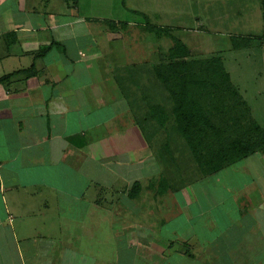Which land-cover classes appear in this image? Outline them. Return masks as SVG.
Returning <instances> with one entry per match:
<instances>
[{"label":"crops","instance_id":"0c3cea01","mask_svg":"<svg viewBox=\"0 0 264 264\" xmlns=\"http://www.w3.org/2000/svg\"><path fill=\"white\" fill-rule=\"evenodd\" d=\"M121 4L0 0V264H264V152L160 192L172 171L144 153L166 139L149 108L172 107L154 67L174 43L148 25L181 28Z\"/></svg>","mask_w":264,"mask_h":264},{"label":"trees","instance_id":"16d2710c","mask_svg":"<svg viewBox=\"0 0 264 264\" xmlns=\"http://www.w3.org/2000/svg\"><path fill=\"white\" fill-rule=\"evenodd\" d=\"M261 9L264 22V0ZM148 29L174 43L165 53L166 60L154 67L156 79L169 94L165 102L170 100L172 107L151 106L149 117L158 120L166 138L178 133L185 140L198 169L196 177L215 175L250 155L264 152V128L255 121L249 104L232 83L223 58L193 59L188 46L171 29L151 24ZM260 38L264 40V34ZM176 183L170 175L162 177L160 192L173 190Z\"/></svg>","mask_w":264,"mask_h":264},{"label":"rangeland","instance_id":"374dc122","mask_svg":"<svg viewBox=\"0 0 264 264\" xmlns=\"http://www.w3.org/2000/svg\"><path fill=\"white\" fill-rule=\"evenodd\" d=\"M122 3L121 6L125 5L128 9L145 13L155 25L170 24L180 27L181 30L175 31V35L183 41L193 33L194 38L196 40L198 38L197 43L202 40V49H199V45L193 48V52L199 50L198 53H203V55L198 54L200 56L198 59L208 58L211 55L224 57L233 83L239 86L244 98L252 106L255 121L264 128V64H256V61L264 58V52L258 46L264 42L260 38L263 34L261 31L263 21L260 12L258 13L260 0H122ZM119 11L121 13L122 8H119ZM128 17L136 20L131 13ZM198 29L202 34L193 31ZM241 37H248L251 40H244ZM211 39L215 44H210ZM171 45L170 40L164 41V52ZM232 45L239 49L234 50ZM208 51L210 53H204ZM194 58L197 57L194 55ZM257 67L262 69L259 70ZM185 143L181 135L174 133L163 143L158 144L156 149L144 153V156H157L160 162H164L165 168L172 171L170 174L173 175L170 176L173 181L178 182L179 178L178 173L174 171H179L180 175L188 179L196 178L199 175L198 169L195 168L196 163ZM155 146L157 145L154 144L153 147ZM160 148L161 153L157 155ZM179 149L183 150L179 152ZM179 153L185 158H180V161L177 160L173 165L172 158ZM156 217L158 218V213L154 211L152 219L155 221ZM169 230L170 226L164 228L161 240L166 241L171 238L172 234Z\"/></svg>","mask_w":264,"mask_h":264}]
</instances>
